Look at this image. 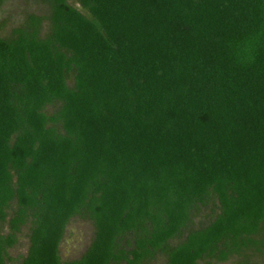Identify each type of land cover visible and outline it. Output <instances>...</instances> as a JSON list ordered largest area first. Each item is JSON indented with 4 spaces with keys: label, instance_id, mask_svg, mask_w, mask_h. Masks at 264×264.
<instances>
[{
    "label": "trees",
    "instance_id": "16d2710c",
    "mask_svg": "<svg viewBox=\"0 0 264 264\" xmlns=\"http://www.w3.org/2000/svg\"><path fill=\"white\" fill-rule=\"evenodd\" d=\"M37 1L0 36V264L27 226L20 264L263 256L264 38L233 51L264 0ZM74 218L95 237L64 262Z\"/></svg>",
    "mask_w": 264,
    "mask_h": 264
},
{
    "label": "rangeland",
    "instance_id": "374dc122",
    "mask_svg": "<svg viewBox=\"0 0 264 264\" xmlns=\"http://www.w3.org/2000/svg\"><path fill=\"white\" fill-rule=\"evenodd\" d=\"M68 3L81 10L76 0H67ZM30 14L46 16L48 8L37 0H0V36H11L13 30L21 27ZM48 22L44 23L47 28ZM53 112V108H48ZM213 207L204 208L194 218V228L206 226L213 218ZM7 234V227L3 229ZM96 228L92 221L74 218L69 223L64 239L60 245V256L64 262L79 260L91 246L95 237ZM18 243L8 251V260L10 264H20L27 256L30 240L29 227H24L18 235ZM148 264H166L164 256H158ZM200 264H205L201 262ZM219 264H245L244 257H234L228 262ZM249 264H264V255L251 257Z\"/></svg>",
    "mask_w": 264,
    "mask_h": 264
},
{
    "label": "clouds",
    "instance_id": "9594fccd",
    "mask_svg": "<svg viewBox=\"0 0 264 264\" xmlns=\"http://www.w3.org/2000/svg\"><path fill=\"white\" fill-rule=\"evenodd\" d=\"M264 38V29L257 35H254L235 45L233 56L240 63H247L253 59V51L258 40Z\"/></svg>",
    "mask_w": 264,
    "mask_h": 264
}]
</instances>
